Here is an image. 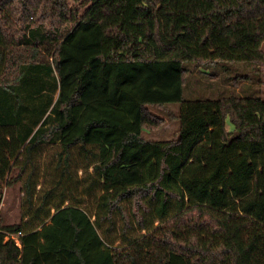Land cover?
Instances as JSON below:
<instances>
[{
	"label": "trees",
	"instance_id": "1",
	"mask_svg": "<svg viewBox=\"0 0 264 264\" xmlns=\"http://www.w3.org/2000/svg\"><path fill=\"white\" fill-rule=\"evenodd\" d=\"M263 43L264 0H0V264H264Z\"/></svg>",
	"mask_w": 264,
	"mask_h": 264
},
{
	"label": "rangeland",
	"instance_id": "2",
	"mask_svg": "<svg viewBox=\"0 0 264 264\" xmlns=\"http://www.w3.org/2000/svg\"><path fill=\"white\" fill-rule=\"evenodd\" d=\"M263 51H264V43H263ZM256 76L254 80V88L259 90L262 95L264 96V64L261 66H258L256 68ZM198 75V74H197ZM196 77H199L196 76ZM258 77H260L261 82H257ZM251 82H247V84H250ZM221 87L226 88V83L222 82ZM100 109L103 110V112H106L109 115H112L117 120L128 121L131 117V112L128 110H118L116 109L115 113H111L108 107H104L99 105ZM178 106H176V109ZM93 111V109L91 110ZM227 128L232 131L234 127L231 125L230 121L227 120ZM177 129V124L174 122H167L164 128L158 131H154L151 133H147L146 136L148 138H153L156 140H163V139H170L172 138V135L174 131ZM19 188H7L5 187L3 192L0 193V216L4 219L6 222H15L18 219L19 216V201L21 194L18 192Z\"/></svg>",
	"mask_w": 264,
	"mask_h": 264
},
{
	"label": "built area",
	"instance_id": "3",
	"mask_svg": "<svg viewBox=\"0 0 264 264\" xmlns=\"http://www.w3.org/2000/svg\"><path fill=\"white\" fill-rule=\"evenodd\" d=\"M22 233H18V234H12L11 236H9L8 239H12L15 241L16 245L18 247H21V241H20V236Z\"/></svg>",
	"mask_w": 264,
	"mask_h": 264
}]
</instances>
